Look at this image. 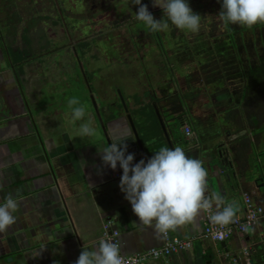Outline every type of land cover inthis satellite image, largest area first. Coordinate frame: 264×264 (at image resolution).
I'll use <instances>...</instances> for the list:
<instances>
[{
	"label": "crops",
	"instance_id": "0c3cea01",
	"mask_svg": "<svg viewBox=\"0 0 264 264\" xmlns=\"http://www.w3.org/2000/svg\"><path fill=\"white\" fill-rule=\"evenodd\" d=\"M16 5L18 8H15ZM18 9L29 19L30 13L28 15L26 10L29 9V0H0V41L4 42L8 35L5 36L1 29L8 27L5 22L17 16ZM36 15L34 12L33 16ZM19 27H23V23L20 22ZM40 29H43L42 23L35 32ZM26 32L30 38L41 34ZM208 37L212 40L209 41L211 49L206 50L205 55L200 52L203 49L197 42L198 53L193 49L192 53L184 54L185 49L175 48L170 49L168 57L161 50L150 48L151 61L154 53L159 54L161 59L163 57L161 66L154 64L150 75L148 67H140L151 76V79L148 77L151 80L148 93L151 90L153 97L143 96L144 90L137 82L138 77L135 78L136 86L128 87L126 91L128 97L131 94L140 95L133 108L136 115L133 119L148 158L161 147L181 146L186 154L189 151L191 157L203 161V167L208 172V192L221 194L226 204L235 202L239 205L237 216L243 217L247 196L255 205L264 206V76L259 74L261 70L258 71L262 68L259 57H254L258 53L264 56V49L262 39H259L260 48L257 50L251 47L247 51L243 47L229 48L227 45V53H224L221 44L216 43L217 36ZM227 39L231 40L229 34ZM238 39L243 42L242 37ZM6 50L0 47V60L3 62L6 61ZM190 54L195 63L180 64L176 60L180 57V60L183 58L186 61ZM170 56L175 62L167 67L163 60ZM28 76L30 82L37 79L35 72H30ZM3 79L0 75V84ZM94 90L98 92L95 87L89 86L90 96ZM1 92L6 93L5 90ZM93 97L100 119L102 115L106 116L102 120L105 129L101 126L103 139L99 145L92 144V140L85 144L86 140L79 138L73 129L66 134L58 128L57 136L51 135L47 139L53 161L46 160L42 152V147L46 152V143L44 140L45 146H41L36 137V122L33 123L22 112L18 118L20 121L16 123L13 114L8 116L0 110V128L16 126L21 132L12 139L0 142V203L8 193L17 199L14 213L17 222L6 233L0 234V264H75L84 248L97 249L103 227L109 219L120 231L123 255L164 244V237L154 239V229L140 224L121 192L119 184L123 172L120 166L116 170L105 167L99 155V149L118 141L127 143L128 153L135 155L134 164L143 159L129 121L121 112L110 119L103 98L99 93ZM11 100L18 106L17 113L20 108L24 110L13 97ZM41 127L47 130V127ZM187 127L191 129L190 134L186 133ZM60 134L67 142L60 143ZM204 225L205 212L202 211L191 223L169 232L171 237L194 239L193 248L174 255L172 264L212 263L206 257L209 237L204 236ZM212 242L220 250L218 257L222 261L218 264H227L229 257L238 256L236 251L247 246L256 249L260 244V250L264 252V216L248 233L235 232L225 242V247L221 246L222 242ZM248 250V256L242 253L245 260L264 264V256L255 259L254 252ZM227 253L229 257H226ZM146 264L163 263L148 260Z\"/></svg>",
	"mask_w": 264,
	"mask_h": 264
},
{
	"label": "rangeland",
	"instance_id": "374dc122",
	"mask_svg": "<svg viewBox=\"0 0 264 264\" xmlns=\"http://www.w3.org/2000/svg\"><path fill=\"white\" fill-rule=\"evenodd\" d=\"M48 1L33 0L31 2V7L39 6V9L34 12L38 14L36 19L40 20L43 25V29H40L41 34L39 37H35L36 39L28 37L26 27H29L30 21H27L19 9L16 10L17 16L13 17L11 21L5 22L8 27L1 29L5 36L8 35L4 38L5 43L0 41V47L7 49L6 61L0 60V75L2 78L4 77L0 84V90L6 91L5 94L0 91V110L7 113L8 116L13 114V120L16 123L20 121L18 118L22 112L27 114L33 123H37L36 137L41 146L44 145L45 140L46 152L43 147L42 152L46 160L49 161H53L54 157L48 148L47 139L51 135L57 136L58 128H62L63 133L66 134H70L72 129L77 132L81 123L80 121L74 122L69 117L72 115L67 101L72 97L79 98L92 118L94 117L92 114L96 116L93 120L94 125L98 124L95 125L97 135L83 138L86 140L85 144L92 140V144L99 145L98 143L103 139L104 133L100 125V117L90 97L89 86L95 87L97 93L103 98V104L109 109L107 115L110 119L114 118V115L117 116L120 108L122 109L118 90L124 96L133 118L136 117L133 108H135L140 95L131 94L128 97L126 90L128 87L136 86L135 78L138 77L137 82H140L144 90L143 96L150 99L153 97L151 90L148 93V90L151 89V76L149 75L152 73V68L155 67L154 64L161 66L163 57L161 59L159 54L154 53L153 61H151L149 52L152 48L161 50L163 54L169 53L170 49L175 48L185 49L184 54L192 53L193 49L198 53L197 49L200 48L203 50L199 51L205 55V51L211 49L209 41L212 40H209L208 36L216 35V43L221 44L224 53H227V45L229 48L237 45L246 48L247 51L251 47L257 50L260 48L259 39H262L260 42L264 49V35L261 32L264 24H258L251 28L234 24H232L233 28L225 26L216 17L221 9L218 0H188L192 10L202 17L200 29L195 33L178 30L171 25L166 32H151L142 22L134 19L138 9L131 0H52L53 10L56 12L58 10V16L55 15V17L41 8V6L45 7ZM142 2L148 5L149 11L155 19L160 20L164 17L162 9L152 6V0H142ZM15 8H18L17 5ZM97 9L103 11L96 12ZM20 22L23 23V27H19ZM228 33L231 40L227 39ZM233 33L240 35L237 34L234 37ZM240 37L243 38V42L238 39ZM202 39L205 40L201 41ZM196 42L199 43V48ZM254 57H259L262 68L258 71L261 70L259 74L264 76V56L259 53ZM138 58H142L141 62L137 60ZM179 58L177 57L176 60L180 64L196 62L191 54L186 61ZM201 58L204 59V57ZM163 62L165 66L169 67L170 63H174L175 60L170 56L169 58L164 57ZM49 65L57 70V79L49 74L51 73ZM140 67L143 69L148 67V71L151 70V72L148 75ZM76 71L78 76H76ZM30 72H35L37 78L35 82H30L28 76ZM224 75H228V72H224ZM256 75L258 76L257 72ZM97 93L94 90L93 95L96 97ZM12 97L20 107H24L23 111L20 108L19 112H16L18 106L13 104ZM153 100L155 101V99ZM155 111L157 112V110ZM105 117L102 115V120ZM152 117L154 120L156 119L154 116ZM41 124L45 128L47 127V130L44 131ZM136 127L138 130V126ZM18 134L20 135L21 132L16 126L0 128V142L8 138L12 139ZM29 135L31 138V134ZM58 137L60 143L67 142L61 134ZM207 241L209 245L206 257L212 261L211 264H218L222 261L218 257L220 250L214 247L210 238ZM254 248L247 246L239 249L236 251V255L246 259L242 255L243 250H253ZM9 259L10 257L7 258L8 261Z\"/></svg>",
	"mask_w": 264,
	"mask_h": 264
},
{
	"label": "clouds",
	"instance_id": "9594fccd",
	"mask_svg": "<svg viewBox=\"0 0 264 264\" xmlns=\"http://www.w3.org/2000/svg\"><path fill=\"white\" fill-rule=\"evenodd\" d=\"M137 6L134 19L142 22L151 32H166L170 25L178 30L198 32L202 17L195 13L188 0H152L154 8H160L164 17L155 19L148 5L142 0H131ZM221 10L216 16L224 25L234 24L253 27L264 24V0H218ZM73 121H80L77 136L94 137L97 129L93 118L79 98L67 101ZM129 107V106H128ZM105 167L122 169L119 188L130 203L140 224L154 229V239L166 237L170 231L191 223L202 211H215L208 216L213 226L224 227L236 223L239 205L225 203L224 197L208 192V172L203 161L189 157L181 146L161 147L154 155L134 164L135 155L128 153L126 142H112L99 149ZM0 203V234L16 224L14 213L17 199L8 193ZM244 232L249 225H241ZM75 264H125L119 246L101 238L96 250L81 251Z\"/></svg>",
	"mask_w": 264,
	"mask_h": 264
},
{
	"label": "built area",
	"instance_id": "2783aa9c",
	"mask_svg": "<svg viewBox=\"0 0 264 264\" xmlns=\"http://www.w3.org/2000/svg\"><path fill=\"white\" fill-rule=\"evenodd\" d=\"M186 133L190 134V127L186 128ZM214 212L213 209L209 212H205V225L204 236L211 238L216 242H226L232 238L235 232L248 233L251 227H253L258 220L264 216V206L255 205L249 196L246 197V212L243 217L236 216V223L220 227L213 226L208 216ZM112 219L104 225L102 238L111 240L116 243L121 249L122 243L120 239V231L113 225ZM241 225H249L247 232L242 231ZM114 226V227H113ZM165 238V242L160 247H153L146 251L138 252L132 255H123L125 264H146L148 260H160L163 264H172L171 258L174 255L179 254L184 250H189L194 246V239L183 240L175 237H171L168 233ZM243 254L249 255V250L244 249ZM229 257V254H226ZM227 264H250L248 260H245L242 256L229 257Z\"/></svg>",
	"mask_w": 264,
	"mask_h": 264
},
{
	"label": "water",
	"instance_id": "95a60500",
	"mask_svg": "<svg viewBox=\"0 0 264 264\" xmlns=\"http://www.w3.org/2000/svg\"><path fill=\"white\" fill-rule=\"evenodd\" d=\"M88 86H89V84H88ZM118 93H119V100H120V103H121V105H122L123 113L125 114L126 118H127L128 121H129V125H130V128H131V131L133 132V135H134V138H135L136 146H137L138 149H139V152H140V154H141V157L146 161V160L149 159V158H148L147 152H146V150H145L144 144L142 143V140H141L140 134H139V132H138V130H137L136 124H135V122H134V120H133L132 115L130 114L129 107H128L126 101H125L124 96L122 95V93H121L120 90H118ZM90 97H91V99L93 100V103H94V105H95V109H96V111H97L96 103H95V98L93 97V95H91ZM100 124H101V126L103 127V129H105V125L103 124V121H102L101 119H100ZM161 124H162V122H161ZM108 141H109V140H108ZM187 155H188L189 157H191V156L189 155V151L187 152ZM118 170L120 171V169H118ZM120 173H121V172H120ZM232 204H236V203L233 202ZM221 246H222V247H225V246H226L225 242H222V243H221ZM260 246H261V245L259 244V245L257 246L256 249L254 248V249L252 250V253L254 252V256H256L255 259H256L258 256H260V257H261V256H262V257L264 256V252H263L262 250H260V249H261ZM250 263H251V264H254V260H251Z\"/></svg>",
	"mask_w": 264,
	"mask_h": 264
},
{
	"label": "flooded vegetation",
	"instance_id": "af4514ba",
	"mask_svg": "<svg viewBox=\"0 0 264 264\" xmlns=\"http://www.w3.org/2000/svg\"><path fill=\"white\" fill-rule=\"evenodd\" d=\"M30 1V4H29V9H26L27 11H28V15H29V13L31 14V15H33V13H34V11L35 10H38L39 9V6H37L36 8H34L35 6H32L31 7V2L33 1V0H29ZM64 1H67V0H64ZM55 3V2H54ZM45 4V3H44ZM47 6H48V8H47ZM49 6H51V8H49ZM53 6H54V4H53V1L52 0H49L48 1V4L47 5H45V7H42L41 6V8L42 9H44V10H46L48 13H50L51 14V16H53V17H55V15L56 16H58V10H57V12H56V10H53ZM34 9V10H33ZM221 10V9H220ZM96 12H99V11H103L102 9L100 10V9H97V10H95ZM35 14H36V12H35ZM28 16L29 17V19H27V21L29 22L30 21V26L31 27H26V30H28V31H30V32H35V30H36V28L38 27V26H40V23H42V22H38V20L36 19L37 17H38V15H36V16ZM31 18V19H30ZM35 20H37L36 22H35ZM54 27H56V26H54ZM59 27V26H58ZM28 28V29H27ZM57 28V27H56ZM256 29V28H255ZM255 29H254V31H253V33L255 32ZM261 29H263V31H261L262 33H263V35H264V28L262 27ZM260 29V30H261ZM36 35L37 34H40V30H37L36 32ZM252 33V32H251ZM252 33V34H253ZM229 34V33H228ZM234 34V33H233ZM257 34V33H256ZM235 35L236 34H234V37H235ZM212 36H214V35H212ZM233 38V37H232ZM235 46V48L236 47H238L237 45H234ZM119 48H121L122 49V47H119ZM256 54H257V52H256ZM259 54V53H258ZM141 58H138L137 60L139 61ZM47 73H49L48 71H47ZM49 74H51L52 76H53V78L54 79H57V70L55 69V67H53V68H51V73H49ZM120 101V100H119ZM112 103V102H111ZM121 104V103H120ZM122 106V105H121ZM129 110H130V108H129ZM120 112L122 113V116L124 115V113H123V110L120 108ZM160 113L162 114V112L160 111ZM132 117H133V114H132Z\"/></svg>",
	"mask_w": 264,
	"mask_h": 264
},
{
	"label": "trees",
	"instance_id": "16d2710c",
	"mask_svg": "<svg viewBox=\"0 0 264 264\" xmlns=\"http://www.w3.org/2000/svg\"><path fill=\"white\" fill-rule=\"evenodd\" d=\"M260 25H261V24H260ZM260 25H259V26H260ZM225 26H226V25H225ZM228 26H229V27H231V28H233V25H232V24H229ZM226 29H227V27H226ZM227 30H228V29H227ZM164 52H165V50H164ZM164 55H166V56H167V53H166V54H164ZM167 57H168V56H167Z\"/></svg>",
	"mask_w": 264,
	"mask_h": 264
}]
</instances>
